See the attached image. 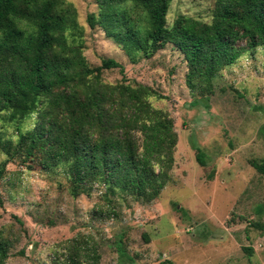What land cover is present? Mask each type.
Instances as JSON below:
<instances>
[{"label":"rangeland","instance_id":"1","mask_svg":"<svg viewBox=\"0 0 264 264\" xmlns=\"http://www.w3.org/2000/svg\"><path fill=\"white\" fill-rule=\"evenodd\" d=\"M65 2L76 11L86 64L97 68L112 59L122 66L102 70V84L143 85L157 93L147 101L173 120L174 162L169 181L149 204L94 179L76 189L66 167L45 171L6 149L36 127V115L10 121L2 113L4 264H71V257L79 264H264V175L252 166L264 163L262 48L222 68L204 97L188 87L187 62L178 49L167 45L149 59L127 54L101 27H89L88 16L99 15L97 0ZM215 3L172 0L167 26L179 16L210 23ZM94 252L97 262L89 256Z\"/></svg>","mask_w":264,"mask_h":264},{"label":"trees","instance_id":"2","mask_svg":"<svg viewBox=\"0 0 264 264\" xmlns=\"http://www.w3.org/2000/svg\"><path fill=\"white\" fill-rule=\"evenodd\" d=\"M171 2L97 0L99 15L90 14L87 22L130 55L149 59L172 45L187 62L188 87L204 97L212 94V80L222 68L248 50L264 51V0H216L210 23L179 16L169 28ZM81 31L65 0H0V115L10 121L36 115L37 123L6 149L45 171L66 167L76 189L94 179L110 192L149 204L169 181L177 144L173 120L147 101L158 96L153 89L102 84V70L122 66L106 59L90 68ZM197 152L204 166V153ZM252 166L264 175V163ZM4 168L1 164L0 180ZM76 242L72 247L79 251ZM89 256L97 262L95 252ZM7 257L0 232V264Z\"/></svg>","mask_w":264,"mask_h":264}]
</instances>
